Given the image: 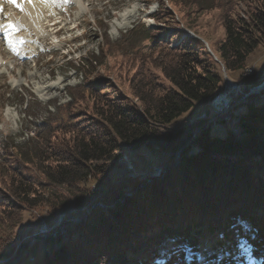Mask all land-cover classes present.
<instances>
[{
	"label": "trees",
	"instance_id": "obj_1",
	"mask_svg": "<svg viewBox=\"0 0 264 264\" xmlns=\"http://www.w3.org/2000/svg\"><path fill=\"white\" fill-rule=\"evenodd\" d=\"M192 1L199 10L223 8L225 39L214 48L218 62L198 50L194 39L179 41L177 35L171 48L143 29L141 41H150L151 52L137 60L159 68L169 86L142 67L129 80L142 111L90 85L87 95L70 93L64 107L49 105L56 111L47 110L36 136L25 143L30 148L13 145L4 158L9 162L0 165V264H29L20 257L23 250L24 256L34 255L33 264H248L258 259L255 253L264 247V90L218 119L224 126L231 122L222 133L213 130L209 118H181L221 92L220 65L229 76L247 70L249 56L264 44V0H256L260 7L249 19L234 14L233 0ZM144 146L168 154L173 164L131 191L116 183L96 192L101 204L65 231L24 244L14 256L21 237L13 231L23 212L44 206L58 211L81 200L89 194L87 184L111 180L123 147Z\"/></svg>",
	"mask_w": 264,
	"mask_h": 264
},
{
	"label": "rangeland",
	"instance_id": "obj_2",
	"mask_svg": "<svg viewBox=\"0 0 264 264\" xmlns=\"http://www.w3.org/2000/svg\"><path fill=\"white\" fill-rule=\"evenodd\" d=\"M60 3L57 13L45 11L46 16L54 13L53 19H40L39 24L25 15V10L16 14L10 9L9 17L14 14V21H19L15 23H23L27 30L20 34L0 31V165L9 162L4 158L12 154L13 145L24 147L29 137L36 136L48 117L47 110L55 113V107L49 105L56 103L58 107H64L71 102L70 93L80 97L87 93L90 85H99L103 92L126 99L142 111L143 106L132 95L129 84L142 67L149 70L158 83L168 87L169 83L159 68L137 60V57L151 52L150 41H141L143 29L152 31L171 48L177 46L178 42L172 40L177 35L179 41L194 39L198 41L196 48L208 53L215 62L218 59L214 48L225 39L221 5L199 10L192 0H76L72 9V0L69 7L67 1L60 0ZM231 6H234V14L243 19H249L251 12L260 7L256 0H233ZM10 38L18 48L9 46ZM13 49L21 54L20 58L10 56ZM91 60H96L92 67ZM220 66L224 84L216 97L226 95L228 109H235L240 103L247 102L250 94H260L264 90V44L251 53L244 73L236 72L229 76ZM251 76L252 79L248 80L247 77ZM228 80L236 88H230L233 86H228ZM213 100L196 103L195 108L181 120L207 118L209 111L208 122L214 124V131L222 133L221 130L230 127L231 122L227 126L218 123L224 112L215 109ZM76 104L79 110L83 109L81 104ZM243 110L242 106L237 111ZM56 115L61 116V113ZM234 133L240 136L236 128ZM28 148L25 146L23 149ZM122 152L120 166L111 173V180L87 184L89 194L81 200H71L58 211L44 206L23 212L20 224L13 231L21 237L14 256L24 244H36L37 237H45L59 229L65 231V226L83 218L92 206L102 203L98 192L107 191L116 183L129 185L128 191H131V186H142L154 176H161L173 164L168 154L145 146L137 151L123 147ZM23 253L20 255L23 261L33 264L36 260L34 255L24 256ZM255 255L258 259H252L248 264H264V247ZM200 262H204L202 258ZM225 264L231 263L227 261Z\"/></svg>",
	"mask_w": 264,
	"mask_h": 264
},
{
	"label": "bare ground",
	"instance_id": "obj_3",
	"mask_svg": "<svg viewBox=\"0 0 264 264\" xmlns=\"http://www.w3.org/2000/svg\"><path fill=\"white\" fill-rule=\"evenodd\" d=\"M72 1H73V5H72V9H73L75 7L74 5H76L75 4L76 0H72ZM81 1L85 2L87 0H81ZM16 3L20 4L21 8H23V11L24 10L25 11L24 12L21 11L20 8L16 7L14 3H10L9 0H0V9H2V12H0V31L4 32L5 34H6V32H7V34H10V33L20 34L21 32L27 30L26 26L23 23L22 24L15 23L18 20L14 22V18H15L14 14H12V18H10L11 14H10V17H9V15L7 13H8V11L10 9H12L14 12H16V14H21L22 12L25 13V15H28L29 17H31V20L35 24H39V20L40 19L44 18L45 20H47V18L53 19V17H54V13L53 14H48L46 16L45 11L52 10V11L55 12V11H57V9H60V6H61L60 0H49V2H47V3L41 2V0H33L32 3H27L26 0H16ZM55 13H57V12H55ZM9 24L14 25L15 26V30H12V29L8 28L7 25H9ZM34 30H36V28H34ZM8 31H10V32H8ZM1 37H2V34L0 32V41L2 40ZM7 39H8V37H7ZM16 48H18V47H16ZM16 51H17V49H13V52H10V56H12L13 58H20L21 54L17 53ZM227 84H228V81H227ZM229 86L235 87L234 84L231 83V82H229ZM213 99H214L213 100L214 104L217 101L220 104V103H222L224 101V96L223 95L220 96V97L218 96V97H215Z\"/></svg>",
	"mask_w": 264,
	"mask_h": 264
},
{
	"label": "built area",
	"instance_id": "obj_4",
	"mask_svg": "<svg viewBox=\"0 0 264 264\" xmlns=\"http://www.w3.org/2000/svg\"><path fill=\"white\" fill-rule=\"evenodd\" d=\"M228 86H229V80H228ZM230 87V86H229ZM230 88H236V87H230ZM222 96V95H220ZM219 96V97H220ZM224 96V101L222 103H218V101L214 104L215 106V109L218 111V112H224L221 114L222 115H225L228 111H230L231 109H228V105H229V100L227 99V96L226 95H223ZM219 114V113H218ZM236 133H238V130L236 129Z\"/></svg>",
	"mask_w": 264,
	"mask_h": 264
},
{
	"label": "snow or ice",
	"instance_id": "obj_5",
	"mask_svg": "<svg viewBox=\"0 0 264 264\" xmlns=\"http://www.w3.org/2000/svg\"><path fill=\"white\" fill-rule=\"evenodd\" d=\"M10 3H14L16 7L20 8L21 11H23V8H21L20 4L16 3V0H9ZM27 3H32L33 0H26ZM41 2H49V0H41ZM0 12H2V9H0ZM8 28L12 29V30H15V26L12 25V24H9L7 25ZM9 46L11 47L12 46V41L9 40Z\"/></svg>",
	"mask_w": 264,
	"mask_h": 264
},
{
	"label": "water",
	"instance_id": "obj_6",
	"mask_svg": "<svg viewBox=\"0 0 264 264\" xmlns=\"http://www.w3.org/2000/svg\"><path fill=\"white\" fill-rule=\"evenodd\" d=\"M262 87L264 88V84L262 85ZM261 87V88H262ZM206 117L208 118L209 117V111H207V113H206Z\"/></svg>",
	"mask_w": 264,
	"mask_h": 264
}]
</instances>
